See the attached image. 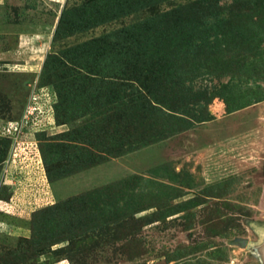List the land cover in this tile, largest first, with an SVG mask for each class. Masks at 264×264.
Instances as JSON below:
<instances>
[{
    "label": "rangeland",
    "instance_id": "374dc122",
    "mask_svg": "<svg viewBox=\"0 0 264 264\" xmlns=\"http://www.w3.org/2000/svg\"><path fill=\"white\" fill-rule=\"evenodd\" d=\"M194 2L0 0V264H264V0Z\"/></svg>",
    "mask_w": 264,
    "mask_h": 264
},
{
    "label": "built area",
    "instance_id": "2783aa9c",
    "mask_svg": "<svg viewBox=\"0 0 264 264\" xmlns=\"http://www.w3.org/2000/svg\"><path fill=\"white\" fill-rule=\"evenodd\" d=\"M33 100L36 101L35 103H39V105L37 107H32V106L29 108L27 107L28 109H26V113L23 116V119L20 120V123H22L23 125L26 124V126H31V125L35 126L37 122L35 121L34 118L36 117L35 113H38V111L42 112L43 114L49 112L51 115L55 117V109H54V104L56 102L55 100L51 101L50 98H45V97L43 98L42 95L40 96V94L39 96L37 95V99L34 96ZM20 131L21 130H19V132Z\"/></svg>",
    "mask_w": 264,
    "mask_h": 264
},
{
    "label": "trees",
    "instance_id": "16d2710c",
    "mask_svg": "<svg viewBox=\"0 0 264 264\" xmlns=\"http://www.w3.org/2000/svg\"><path fill=\"white\" fill-rule=\"evenodd\" d=\"M219 3H220V0H195L194 3H192L193 7L196 8H200V9H203V10H208V11H216L219 7ZM57 93V92H55ZM257 99L254 101L255 102H260L264 99V95H260V97H256ZM58 103L59 101L57 100L54 104V109H55V121H56V124L57 125H61L59 122H58ZM251 102H242L240 104H238L237 106H239L240 108L242 107H246L248 105H250ZM235 108V107H234ZM238 108V107H237ZM235 110V109H234ZM42 132H46V131H42Z\"/></svg>",
    "mask_w": 264,
    "mask_h": 264
},
{
    "label": "crops",
    "instance_id": "0c3cea01",
    "mask_svg": "<svg viewBox=\"0 0 264 264\" xmlns=\"http://www.w3.org/2000/svg\"><path fill=\"white\" fill-rule=\"evenodd\" d=\"M1 26V25H0ZM4 26H8V24H5V25H2L1 27H0V29L1 28H3ZM18 30H19V32L20 33H25V31L26 30H28V32H29V30H31L30 29V26L28 27L27 25H23V24H18V28H17ZM35 28H32V30H34ZM19 48H20V45H18L16 48H13L12 50H9V51H7V52H10V51H16V50H19ZM7 52H3L4 54L5 53H7Z\"/></svg>",
    "mask_w": 264,
    "mask_h": 264
},
{
    "label": "water",
    "instance_id": "95a60500",
    "mask_svg": "<svg viewBox=\"0 0 264 264\" xmlns=\"http://www.w3.org/2000/svg\"><path fill=\"white\" fill-rule=\"evenodd\" d=\"M242 246L246 245L247 240L246 239H241L239 242Z\"/></svg>",
    "mask_w": 264,
    "mask_h": 264
}]
</instances>
